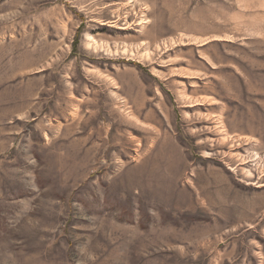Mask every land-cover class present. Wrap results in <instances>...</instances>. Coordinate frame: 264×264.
Here are the masks:
<instances>
[{"label": "rangeland", "instance_id": "1", "mask_svg": "<svg viewBox=\"0 0 264 264\" xmlns=\"http://www.w3.org/2000/svg\"><path fill=\"white\" fill-rule=\"evenodd\" d=\"M0 264H264V0H0Z\"/></svg>", "mask_w": 264, "mask_h": 264}]
</instances>
